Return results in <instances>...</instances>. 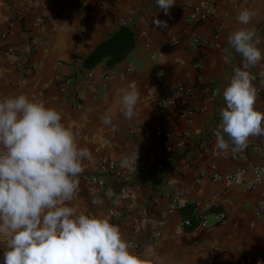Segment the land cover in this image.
Listing matches in <instances>:
<instances>
[{
	"label": "crops",
	"instance_id": "1",
	"mask_svg": "<svg viewBox=\"0 0 264 264\" xmlns=\"http://www.w3.org/2000/svg\"><path fill=\"white\" fill-rule=\"evenodd\" d=\"M198 1L175 0L166 15L156 0H0V99L24 94L59 110L63 123L77 130L79 146L92 159L83 161L70 206L109 219L127 242L137 243L130 251L145 264H264V205L258 204L264 182L253 183L252 170L264 166V136L251 137L234 158L214 148L213 134L226 107L223 89L244 63L228 38L245 27L237 17L247 8L256 15L246 27L264 53V0H212L215 16L194 22L190 13ZM156 18L167 27H157ZM121 26L134 33L127 56L111 67L102 60L84 68V57ZM191 30L207 43L193 45ZM171 37L179 43L162 49ZM198 58L202 67L195 71ZM247 70L255 87L264 85V59ZM166 81L193 86L198 110L189 124L173 113L169 135L159 136L157 104L169 95ZM131 85L140 101L135 118L126 119L119 90ZM256 108L264 112V91L257 92ZM105 115L110 125L102 123ZM107 161L115 167L103 173ZM239 169L243 182L227 185L225 177ZM93 174L101 184L90 179ZM171 197L177 207L169 212ZM187 205L190 214L206 215L205 226H181L190 215L183 211ZM216 210L225 212L223 220L214 219ZM4 247L0 241V264Z\"/></svg>",
	"mask_w": 264,
	"mask_h": 264
},
{
	"label": "clouds",
	"instance_id": "2",
	"mask_svg": "<svg viewBox=\"0 0 264 264\" xmlns=\"http://www.w3.org/2000/svg\"><path fill=\"white\" fill-rule=\"evenodd\" d=\"M166 15L175 0H156ZM256 13L247 8L237 21L245 26L228 38L243 57L223 89L226 107L214 130V148L225 156L245 150L251 137L264 136V112L256 108L255 77L247 69L264 59L256 32L246 27ZM157 27L165 21L154 20ZM225 63L230 56L223 57ZM122 113L136 116L140 93L134 85L119 90ZM104 125L112 119L105 115ZM227 137V139H226ZM137 158V157H136ZM92 153L79 146L77 130L63 123L62 113L20 94L0 99V241L4 264H145L109 219L78 211L84 160ZM136 160V159H135Z\"/></svg>",
	"mask_w": 264,
	"mask_h": 264
},
{
	"label": "built area",
	"instance_id": "3",
	"mask_svg": "<svg viewBox=\"0 0 264 264\" xmlns=\"http://www.w3.org/2000/svg\"><path fill=\"white\" fill-rule=\"evenodd\" d=\"M216 14V7L212 0H200L198 1L192 8L190 13V19L194 22L196 21H202L206 20L208 18L214 17ZM193 40L191 43L193 45H203L207 43L206 39L198 40L194 30H191L190 33ZM178 37H171L168 40H164L160 43V47L162 49L173 47L179 43ZM192 67L195 71H198L202 67V61L200 58L194 60L192 62ZM165 87L169 93V95L161 99L157 104V112H158V118L159 123L155 126V133L159 136H168L169 133L167 131V123L169 121V118L173 113L177 115V117L181 120V122L185 124H189L192 122L194 114L197 112L198 108L193 103V98L195 96L194 87L191 85H183V84H173L169 81L165 82ZM64 89V86L61 87V90ZM257 92L264 91V85L261 87H256ZM185 136H190L191 132L186 130L184 132ZM169 150H171V147H168ZM241 155V154H240ZM234 158L237 157V155H233ZM143 163V161H142ZM115 167L114 161H107L100 166L101 172H106L108 170H112ZM160 167V166H159ZM253 173L255 180L253 183H261L264 182V166L262 165H254ZM243 171L242 170H236L230 174H228L225 177V183L227 185L235 183V184H241L243 182ZM214 178H221V176L217 173L213 175ZM90 179L92 181H99L96 174L91 175ZM102 183V182H98ZM253 183H246V188L250 189L254 185ZM166 196H169L167 193ZM263 198L259 200L258 204L259 206L264 205V189L262 191ZM177 207V201L174 198H170V202L168 203V211L172 212ZM259 210V209H257ZM114 210L110 209V214H114ZM259 214V212H256ZM214 219L216 221H221L225 218V212L223 210H216L213 212ZM163 222L160 221L159 224H162ZM194 223H196L198 226H205L206 225V215H200V214H190L188 217H185L181 220V226L183 228L191 227ZM128 244L130 247L137 249L138 245L132 240L128 241ZM1 257L4 259V251L1 252Z\"/></svg>",
	"mask_w": 264,
	"mask_h": 264
},
{
	"label": "trees",
	"instance_id": "4",
	"mask_svg": "<svg viewBox=\"0 0 264 264\" xmlns=\"http://www.w3.org/2000/svg\"><path fill=\"white\" fill-rule=\"evenodd\" d=\"M134 46V33L127 26H121L112 35L96 45L82 61L84 68H92L102 60L108 67L122 61ZM192 205L184 208L185 215L191 213ZM216 209L215 207H211Z\"/></svg>",
	"mask_w": 264,
	"mask_h": 264
}]
</instances>
